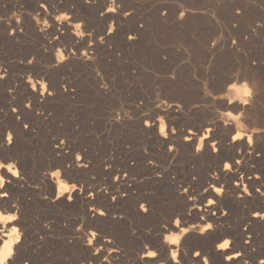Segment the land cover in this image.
<instances>
[{"label":"rangeland","instance_id":"1","mask_svg":"<svg viewBox=\"0 0 264 264\" xmlns=\"http://www.w3.org/2000/svg\"><path fill=\"white\" fill-rule=\"evenodd\" d=\"M2 1L0 0V16L7 18L16 7L24 13L20 27L14 23L15 20L11 25L6 19L0 20V26L3 25L0 27V69L8 73L6 79L0 81V138L4 140L3 134H6L8 128L15 132L14 137L19 133V142L15 146L12 144L14 147L10 149H0V158H6L8 162L18 161L23 177L20 188H9L11 205H20L21 219L18 221L22 224H17L24 231L23 242L19 243L20 252L17 254L15 251V256H22L23 264L25 260H30L32 264H81V261L85 260V264H89L90 258L91 264H101L96 261L93 263L95 259L92 256V249L84 246L78 237L79 234L75 233L76 224L83 218L85 228L88 226L95 228L102 236L111 237L110 247L118 250L119 257L112 254L108 261H104L105 264L130 262L137 264L135 258H139L145 244L154 241L158 228L156 225H165L173 210V203L168 201L174 199L169 195L170 190L164 187L156 192L157 208L155 205L148 218L135 216L127 205V208L121 205L124 208L121 209L119 206L118 212H112L107 220L109 223L107 221L96 223L85 217L88 206L83 199L82 201L75 199L70 204L63 197L65 203L59 200L52 202L56 184L46 182L48 180L46 170L63 168L65 164L73 162L76 152H80L82 156H86L88 165H91L89 173L78 168L76 170L68 168L64 169V175L72 182L83 186H93L100 190L108 186L109 193L113 190L109 189L111 186L108 183L114 181V175L121 169L125 159H137L146 155L148 161L149 159L156 161L162 169L174 176L188 175L190 167L202 172L203 165L189 161L187 148L175 147L174 156L169 158L164 151L154 150L156 144L148 138L131 132V124L141 118L145 119L144 112L156 117L162 111L154 108L159 94L160 98L183 104V110L177 111L176 108H172L166 113H160L167 115L168 121L171 119L178 129L200 126L203 120L208 121L222 111L217 106V101H214V98L220 95V87L225 85L226 91L223 92L225 95L233 83L241 87L245 79L251 82L249 84L252 86L254 83V96L257 95L258 99L259 96L263 98L262 101L258 100L257 105L264 106V0H118L121 5L119 13L108 14L110 18L107 15L103 17L100 15L107 5V0H93L92 3H87L86 0H49L51 11L55 12L57 8L68 11L72 9L73 23L82 20L84 31L91 33L90 36L75 41L70 38L74 36V32L67 22L63 25L53 22L52 28L46 32L38 31L39 27L28 12L35 14L34 8L31 7L45 0ZM28 3L31 4L28 6ZM237 9L240 10L239 13ZM164 10H167V15L161 14ZM129 11L131 15L125 16L124 13ZM181 11L185 12L183 19L179 15ZM113 19L117 28L114 33L108 35L106 30ZM13 24L17 25L16 32H21L19 33L21 37L7 41L11 36L9 35L11 28H15ZM32 26L36 27L35 31ZM21 27L23 31L19 30ZM130 33L134 34L136 39L129 40L127 37ZM55 36H59V40L54 39ZM100 36L104 37L103 42L100 41ZM233 40H236L235 44L232 43ZM90 41L94 43L90 45ZM213 41H216L215 47ZM57 46L63 47L66 54L72 49L76 51L66 62L53 67L51 66L55 64L53 53ZM85 49L89 56L93 57L92 60L82 56ZM32 57H35V60L29 64L28 60ZM164 57L167 59L164 60ZM254 60L256 64H253ZM29 72L36 80L41 78L46 80L49 89L52 88L54 92L58 89L64 91L62 86L65 84L68 85V91L55 95L53 99H39L38 104L31 108L36 115L16 113V116L21 115L20 127L17 128L14 119L10 117L13 113L11 108L13 105L19 106L21 103L19 94L26 92L27 87H31L26 83ZM173 73L176 74L175 80L171 79ZM254 78L255 80H252ZM226 79L231 80L225 83ZM21 81L23 83H20ZM104 83L109 85L108 89L102 86ZM10 87L15 89L13 93L16 96L15 100H12L8 93ZM121 104L137 119L125 118L123 120L127 124L122 126L115 122L109 123V117L117 115L113 109L119 108ZM24 122L29 123L28 130L22 127ZM24 131H27L26 135ZM59 139H66L67 146L63 147L61 154L58 155L52 151L56 149L55 144ZM48 146H51L49 150ZM145 146L148 148L147 154L144 152ZM106 164H111L112 167L106 169ZM138 168L134 177L141 176L139 187L151 190L152 186L147 182L148 175ZM105 171L110 175H106ZM11 195L12 199L16 200L12 201ZM46 195L48 199L44 198ZM6 207L9 211L8 204L1 208L6 211ZM117 215L120 218L115 217ZM1 224L4 226L1 229L5 231L12 227L9 223L7 227ZM245 225L247 224H242L240 229L245 231ZM246 232L245 239L248 233L252 234L251 249L255 247L256 251L250 249L252 255L245 253V257H249L252 264H257L258 258L264 256V228L254 227L249 231L247 225ZM148 234H151L150 237ZM41 236L44 238L41 239ZM186 247L187 254L181 256L182 264H194L192 254L196 250H199L202 256H207L210 264L212 261L213 264H221L224 260L219 258V261L217 256L206 254L201 250L204 249L202 246L196 245L191 248L190 244H187ZM232 248L235 249L234 246ZM106 249L107 247L103 256L108 255ZM245 257H242V262ZM122 260H125L124 263Z\"/></svg>","mask_w":264,"mask_h":264},{"label":"bare ground","instance_id":"2","mask_svg":"<svg viewBox=\"0 0 264 264\" xmlns=\"http://www.w3.org/2000/svg\"><path fill=\"white\" fill-rule=\"evenodd\" d=\"M5 1H7V0H5ZM16 1L23 2V0H16ZM2 2H4V0ZM42 2L43 3H47L49 5V9L50 10L52 9L49 0H45V1H42ZM24 3H25V1H24ZM6 4L10 5L9 3H6ZM21 4H23V3H21ZM30 4L28 3V6ZM40 4L41 3H36L31 8H34V12L40 11L41 12V16L43 17L45 15V13L43 12L42 9H40ZM6 6H5V8H6ZM8 8H9V6H8ZM84 8H85V6H84ZM71 11H72V9H71ZM108 16L110 18V15L107 14V17ZM111 19H112V16H111ZM13 22H14V20H13ZM14 23H16V22H14ZM24 24H26V23H24ZM20 25L18 27H20ZM1 26H3V25H1ZM13 26H15V28L17 27L16 24L15 25L13 24ZM34 26H35V24H34ZM32 29L35 31L36 30V27H33L32 26ZM19 30H21V29H19ZM19 33L21 34V32H18V33L16 32V35H14V36L11 35L9 37L11 40L8 39L7 41L16 40L17 38L21 37V35ZM29 33H32V32L29 31ZM34 34H36V33H34ZM22 35H23V33H22ZM70 38H71L72 41L73 40L75 41L76 39H81L79 37H76L75 35L72 36V37H70ZM248 79H250V78H248ZM230 80L231 79H228V81H227V79H226L225 83L230 82ZM252 80H255V78L252 79ZM20 83H23V81H21ZM249 83H251V82H249ZM57 84L59 85L60 83H57ZM251 86H252V84H251ZM253 86H254V83H253ZM37 87L39 89V91H37V92H33L31 90V87H27L26 88V92L19 94V98L21 100V103L18 106L20 108L19 114H22L23 115V114H27V113L28 114L29 113H32L33 115H36V113L34 114L31 109H27L23 105V102L27 101L29 98H32V101H33L32 108H33V106H35L36 104H38V100L39 99H41V98L43 100L53 99L54 97L58 96V94L64 92V91H61V89H58L57 92H54L52 90V88H51V89H49V91L50 92H53L54 95L48 96L47 93H44V95L41 96L40 95V92L42 91V89H40V85L39 84L37 85ZM57 88H59V86ZM225 88H226L225 85H223L219 89V94L220 95L219 96L217 95V97H221V98H218L217 99V98H214L213 97L214 98V101L215 102L217 101L216 104L218 103L217 106H219L222 111L220 113L215 114L214 116H212L213 118L211 117V119L208 120V121H204L203 120V123H200L201 124L200 126L193 127V129L196 130V132H195L194 135L192 133H188L187 132V129H185V130L178 129V133L176 135H173L170 132L169 133V139L168 140H165L163 137H161L159 135V133H158V127L157 126H153L151 128H146L144 126V124H143L144 118H141L140 120H137L136 123L131 124V132L136 133V134H139L141 137L148 138L152 143L156 144V146H154V148H153L154 150L157 149L156 151H158V150L159 151L160 150L161 151H164L166 153V156L169 157V158L172 157V156H174V152H169L167 150V146H168L169 143L174 144L177 148L178 147H181V149H182V147H184L185 149L187 148L188 149L187 154H188L189 161L191 163H196V164H199V165H203L204 166V170L202 172H200V170L198 172L197 171L198 169L195 170V167L194 168L190 167V169L188 170V175H182V176L181 175L180 176L179 175L178 176L175 175L174 176V175H171L170 172H168L167 170L165 171V169H162L159 164H158L159 166H156L157 165V162L156 161H155V164L150 165L148 163V158L146 157V155L145 156H142L141 158H137V159H133V158H131V159H125L122 162V164H121V165H123V166H121V169L120 170L119 169L118 170L116 169V170H117V173L119 175L123 171H127L129 173V175L127 177H124L123 175H121V179H120L119 182H116V181L114 182L113 181L111 183H108V184H110L109 186H111L109 189L113 190V192H111V193L107 192L106 193L103 190L102 191H97L96 192V199H95V201H93L92 198H90V197H87V196L85 197L84 194H80L79 192L73 194V196H74V199L73 200L77 199L78 201L79 200L82 201V199H83L84 201H86V204L88 206V209L86 208L87 210L85 211V217L87 219L93 220V222L103 223V222L109 220L110 214L112 212H114V213L118 212L119 206L123 205V206L126 207V205H127L128 206V209H130V211H133L134 214H135V216H138L139 215V216H141V218L142 217H147L148 218L152 214V210L155 209V205H156V208H157L158 201L156 202V198H155L156 192L157 191H161V188L163 189L164 187H166V190H167V188L170 190V193L171 194H169V195H172V197L174 198L173 199L174 202L172 201V199L171 200H168V201H171V203H173V205H174L172 212L168 216V219L165 216V218L167 219V221L165 222V224L168 225V230H177L176 227H175V225H174V223H173L174 222L173 219L174 218H177V217H179L181 219V225H180V227L190 226L193 223H206L207 220L212 221L213 224H214V228L212 230H209L208 232H206L204 234H200L199 231L196 230V229H194V230L190 231L189 233H187L185 235L184 239L181 242V256L183 254L185 255V253H186L185 248H186V250H188L187 247H186V245L187 244H190V247L191 248L193 246H196V245L202 246L204 248V249H201V250H204L203 252H206V254H208V255H210L212 257H216L217 256L218 257V260H219V258H222V260L224 258V260L221 262V264H240V263H242V261H241L242 257L239 258L236 261H232V262L226 261L225 260V257H226V255H228V252L227 253H224V252H221V251H217L216 244L219 241H221L225 236H231L232 239H233V246H234L235 249L231 248L229 251H239V250H242L244 253L251 254L250 249H251L252 243L251 244H245L244 243L247 232L241 230L240 229V226L242 224H244V223L247 224L248 225V228H249V231H252V229L254 227L264 228V220L259 219V218H254V217L251 216V212L252 211H257V210L264 211V197L260 196L259 194L255 193V191H254L255 186H257L260 183L264 182V135L258 134L256 137H254V139L256 140V146H255L256 147V150L259 151L261 153V155L259 157H256L255 156V153H253V155L251 157H248L247 155H244L242 152H239L237 150L238 148H240L242 146L245 148V150L247 149L246 140H244V141H237L235 144L229 143L230 136H231V132L234 131L235 122L233 121L232 123L229 124V126L227 128H225L223 126L221 117H222V113L225 112V111L232 110L234 113H238L241 110V108H244L245 109V115H244V117L242 119H243V121L246 124H248L249 128L252 127V126L264 127V106L262 105V106L259 107L257 105L259 103L258 100L260 101L261 98H262V97L260 98V96H259V99H258V96L257 95L254 96V98L252 100V103L250 105H248V106L242 105V103H241V101L239 99H236L234 102L229 103L230 96H235V95H237V93H236V90L235 89L229 88L228 89V92L227 93L225 92L226 94L223 95V92L226 91ZM258 94H260V93H258ZM261 94H262V92H261ZM67 95H70V94H67ZM65 96H66V93H65ZM9 99H10V96H9ZM206 100H207V98H206ZM157 112H158V110H157ZM160 113L161 112H159V114ZM15 114L16 113H11L10 114V117H12L14 119V122H15L16 127L19 128L20 127V120L18 121L16 119V117H15L16 115ZM153 118H155V117H153ZM6 120H7V118H6ZM31 120H32V118H31ZM170 120H169V128H171L173 126V124H174V123H172L173 121H170ZM211 120H216L217 121V124L212 125L210 123ZM154 121H155L156 125H158L159 122L156 121L155 119H154ZM197 122H198V120H197ZM118 124H119V126L120 125L122 126V125L127 124V123L124 122V120H123L122 122H120ZM206 126H212L213 127L212 136H213V138L219 140V143L217 144V147L220 148L221 151H219L218 153L217 152H213V151H208V150H203L200 153L194 152V147L198 143L199 136L202 134L203 129ZM15 130H17V129H15ZM25 132L27 133V131H24V134H25ZM18 134L16 133V136L14 137L15 138V140L13 142V145L14 146L16 145L17 142H19V135ZM185 134L191 136V140L190 141H185L184 140V135ZM3 135H5V134H3ZM30 135H32V134H30ZM3 141L4 140L1 137L0 138V149H10V148L14 147V146H8L7 147L6 145L4 146L3 145ZM21 143H24V142H21ZM209 143H211V140H205V144H209ZM50 147L48 146V150H49ZM62 150H63V147L59 151L62 152ZM57 151L58 150L55 149V150L52 151V153L53 152H57ZM21 152H22V150H21ZM21 152H19V153L21 154ZM17 154H18V152H17ZM22 154H23V152H22ZM15 156H17V155H15ZM19 157H20V155H19ZM23 157H24V155H23ZM84 157H85V160L81 161V163H87L86 156H84ZM24 159H25V157H24ZM66 159H67V156L65 157V160ZM237 159H242L243 160V163L240 164V165H237L236 163H233V161H236ZM131 160L132 161L135 160V163L134 164L132 162L130 163ZM225 161L232 162V164H233V171H230V172H226V171L221 172L220 171V169H221V167H222V165L224 164ZM26 162H27V160H26ZM60 163H61V161H60ZM252 164H255V167H251ZM23 165H24V163H23ZM23 165H21V167ZM90 166L91 165H88L87 168H79L76 165H73L71 167V169L76 170L78 168L79 170H82L83 172L84 171L88 172L89 171L88 169H89ZM138 167H140V170H141L142 173L148 175L149 178L147 179V182L149 184H151V186H152L151 187V190L146 189L147 187L146 188L139 187V185H140V182H139L140 180L139 179H140L141 176H138L137 178L134 177L135 176V171H136V169ZM236 169H239V171H236ZM65 170H68V168H66ZM257 171H259L261 173V180L260 181L255 180L254 173L257 172ZM65 172H67V171H65ZM77 172H78V170H77ZM86 172H85V174H86ZM157 172H163V175L158 176V175H156ZM213 172H218L219 173V180H217L215 177H213L211 175ZM239 172H244V174H245L244 175V181L248 183L249 188L253 191V196L251 198L245 196L244 199H238L237 196H236V193L242 191V188H243V183H241V185H240L239 188H236L234 186V181H236V180L239 179ZM104 173H107L106 175H110V173H108V171L107 172L105 171ZM142 173H141V175H142ZM4 175L7 176V177H9V179L11 181L10 183H7L6 184V191L7 192H9V188H12V187L13 188H15V187H19L20 188L21 182H22L21 179L12 176V174L9 173V172H4ZM193 175H195L197 177V179L195 181L192 180ZM249 175H252L253 176V179L251 181L248 180V176ZM24 179H25V177H24ZM47 179L48 180L45 179L46 182L47 181L54 182V180H53L54 178H52L50 176V174L47 176ZM25 182H26V180H25ZM48 183H46V184H48ZM212 183H216L218 186H219V184H223L224 185L225 192H224L223 196L216 195L211 188L209 189V192L208 193H205L203 195H199L200 193L203 192V188L204 187H207V186H209ZM25 185H26V183H25ZM144 186L145 185H143V187ZM83 187H84V189H87V191H96V190H98L97 187L95 188L93 186L86 185V186H83ZM184 187H188L189 188V193L188 194H184L183 193V188ZM10 192L12 194L13 190H11ZM18 193L20 194V192H18ZM120 193H126L127 195L126 196H121V195H119ZM14 194H16V193H14ZM85 194H87V192H85ZM111 195H117V200L116 201H112L111 199H109V196H111ZM189 195H198L199 196V199L197 201H195V202L190 201L188 199V196ZM209 196H211L212 198H214V199L217 200V203L215 205H212V206H207L206 205V201L209 198ZM15 198H16V196H15ZM11 199H12V195H11ZM24 199H25V197H24ZM13 200H16V199H12V201ZM50 200H49V203H50ZM59 201H61L62 203H65V198L63 199V197H62ZM78 201H77V204H79ZM11 203L12 202L10 201V195L7 198H3V199L0 198V208L3 207V205L5 206V205L8 204L9 211H16V208L14 207L15 204L14 205H11ZM14 203H15V201H14ZM68 203H70V202H68ZM141 203H143V204H145L147 206V208H148V212L147 213H145L142 209H140L138 207V205L141 204ZM193 203H198V204L202 205V207L201 208L193 209L191 207ZM74 205H75V203H74ZM74 205H73V207H74ZM92 205H95V209L94 210L101 209L102 208L105 211V213H107V215L105 217H101L99 215V211H96L97 214L95 216L90 215L89 208ZM123 206H121V209L124 208ZM83 207H84V205H83ZM169 208H170V206H169ZM5 209L7 211V207ZM225 209L227 210V213H228L227 216L223 215V212H224ZM213 212H215L216 215H212ZM236 214L237 215L240 214L239 217ZM201 216H206L207 217V220H203L202 221L200 219ZM233 216H235L234 217L235 219L234 218L233 219L231 218ZM115 217L120 218V216H118V215L115 216ZM165 218H164V220H165ZM23 219H24V217H23ZM25 222H26V220H25ZM17 223H19V221L18 222L17 221H11V222H9V224L11 226H13V224H17ZM146 223H147V221H146ZM23 224H24V222H23ZM230 224H233V225H230ZM157 225H156V227H158L156 229L157 234L155 235L154 238L152 237L154 241H152V243L149 244V245H151L152 248H154V249H156L158 251L159 256L156 259H146L144 261H141L139 258L138 259L135 258L137 264H158L159 261L167 260L168 254H169V246L167 244H165L164 241H163V231H164L163 226H157ZM24 226H25V224H24ZM1 228H4V226L0 223V246H2L3 243H4V241L8 239V236L4 235V232H6V231L3 230V229H1ZM42 228H43V226H42ZM27 233H29V232H27ZM150 235H149V237H150ZM252 238H253V236H252ZM110 246L111 245L105 244V247H107V248L110 247ZM14 248H15V251H17V254H18L20 252V248H21L20 247V244L14 245ZM142 250H144V249H142ZM117 253H118V250L117 251H114L112 254H113V256H118ZM103 254L104 253H102L101 256H99V257H94L95 260L93 261V263L95 261L101 263L103 261V260H101ZM189 258H190V256H189ZM210 259L213 260V258H210ZM118 261H119V259H118ZM123 261H125V260H122V262ZM193 261H195V263L198 262L199 264H201V261H200V259L198 257H194L193 258ZM111 263H113V262H111ZM9 264H23V258H22V256H14V258H12L9 261ZM31 264H32V262H31ZM103 264H105L104 261H103ZM130 264H131V262H130ZM169 264H171L170 261H169ZM211 264H213V261H212Z\"/></svg>","mask_w":264,"mask_h":264},{"label":"clouds","instance_id":"3","mask_svg":"<svg viewBox=\"0 0 264 264\" xmlns=\"http://www.w3.org/2000/svg\"><path fill=\"white\" fill-rule=\"evenodd\" d=\"M87 3H92L93 0H86ZM121 5L118 3V0H107V5L106 7L100 12L101 17L111 13V14H116L119 13ZM40 9L43 10L45 15L43 18H41V12L36 11L35 14L32 12H28V15L32 16V19L35 21L36 25L39 27V31L44 33L48 29L52 28L53 22H59L60 25H63L65 22L68 23V26L72 28L74 35L79 38H84L85 36H90L91 33H86L84 31V22L82 20L77 21L73 23V13H71L68 10H61L57 8L55 12L51 11L49 9V5L47 3H41L40 4ZM239 9H237V12L239 13ZM23 12L19 9L14 8L8 15L7 18L0 16V20H5L6 22L11 25L12 21L15 20L17 25H20L23 20ZM125 16L131 15V12H125ZM162 15H167V10H164ZM185 15V12L181 11L180 13V18L182 19ZM51 18V20H50ZM142 26V25H141ZM117 25L116 21L113 19L109 22L108 24V29L107 33L108 35H111L116 31ZM21 31L23 29L21 28ZM16 33V28H11L9 35H13ZM54 39L59 40V36H55ZM100 41L103 42L104 37L100 36L99 37ZM129 40H134L136 39V36L134 34H129L128 35ZM90 45L94 43L93 41L89 42ZM235 43V40H233V44ZM55 57V64L51 65L53 67L58 66L60 64H63L66 62L71 55H75V49H72L68 54H66L65 49L63 47L57 46L55 48V51L53 53ZM82 56L87 58V60H92L93 57L89 56V53L87 49H85L82 52ZM35 60V57H32L31 59L28 60V63L31 64ZM23 63V61H21ZM253 64H256V61H253ZM8 73L6 70L0 69V80L5 79L7 77ZM26 83L30 84L31 90L33 92L39 91L37 85H40V89L42 91L40 92V95L43 96L44 93H51V95H54L53 92L49 91L48 83L46 80L43 78L36 80L34 76L29 72L26 76ZM105 89H108L109 85L107 83H104L102 85ZM68 85H65V89H67ZM231 88L236 90L237 95L235 96H230L229 103L234 102L236 99H239L244 106H248L252 103V100L255 95V90L254 87L251 86L248 82L247 79L244 80L243 85L241 87H237L235 83H233ZM15 92V89L10 87L8 89V93L12 96V100L16 99V96L13 94ZM215 98H221V97H215ZM154 108L155 109H160L162 110V113H166L169 109L176 108L177 111L183 110V104H181L178 101H173L170 102L167 98H160L159 94L157 95ZM143 103V100H141V104ZM32 98H29L25 103L24 107L27 109L32 108ZM11 111L13 113H19L20 108L18 106L13 105L11 108ZM113 112H116L117 115L115 116H110L109 117V123H120L123 121V119H128V120H134L137 119L136 116L133 115V113L125 109L123 104L119 108L113 109ZM122 113V115L120 114ZM143 115H149V113L144 112ZM245 115V109L241 108V110L238 113H234L232 110H228L222 113V123L225 128L229 126L230 123L233 121L235 122V127L234 131L231 132V141L229 143L235 144L237 141H244L246 138V143H247V149L242 146L238 148L237 150L239 152H242L244 155H247L248 157H251L253 153H255L256 157H259L261 153L256 150V140L254 137H256L259 133L264 132V127H258V126H252L249 128L248 124H246L243 121V117ZM47 119V117H45ZM16 119L19 121L21 120V115H17ZM156 121H158V133L161 137H163L165 140L169 139V121L166 118L165 114H158L156 116ZM210 123L212 125L217 124L216 120H211ZM144 126H156L155 121L151 120H145L144 121ZM77 127H79L77 125ZM25 129L29 128V124L25 122ZM188 133H192L193 135L195 134L196 130L193 128H188L187 129ZM171 133L173 135H176L178 133V128L173 124L171 127ZM213 133V127L212 126H206L203 129L202 134L199 136L198 143L196 144V153H200L205 149V140H211L212 144V151L217 152L219 151V148L217 147V144L219 143L218 139L213 138L212 136ZM13 138H14V133L11 128H8L6 131V134L4 136V141H7L6 146H11L13 144ZM184 140L185 141H190L191 136L189 135H184ZM3 141V145L5 146V143ZM65 141L61 139V145H63ZM176 146L172 143L168 144V151L171 152V149L175 148ZM144 152L147 154L148 153V148L147 146L144 147ZM59 155V154H58ZM175 159V157H173ZM76 161L77 164L76 166L79 168H87L88 163H81L83 161V156L80 154V152H76ZM134 162V161H133ZM148 163L150 165L155 164V161L152 159H149ZM243 163L242 159H237L236 164L240 165ZM69 165H71V162H69ZM156 166H159L158 164ZM111 164H106L105 168H111ZM251 167H255V164H252ZM0 168H7L8 172L12 174V176L23 179L21 175V170L19 168L18 161H10L7 164L0 163ZM166 171V170H165ZM224 171L230 172L233 171V165L232 162L230 161H225L224 162ZM236 171H239V169H236ZM46 175H49L54 178V182L56 184V191L55 195L52 196V202L60 200L62 197H67V201L71 202L74 199L73 194L79 192L80 194H85L84 187L81 184H78L76 182H72L69 178H66L64 175V170L60 167L54 168V169H49L46 170ZM156 175L160 176L163 175V172H157ZM213 177H215L217 180H219V173L218 172H213L211 174ZM244 172H239V179L234 181V186L236 188H239L241 183H243V188L242 191L236 193V196L238 199H244L245 196L247 197H252L253 196V191L249 188V185L247 182L244 181ZM127 171H125V177H127ZM255 180L260 181L261 180V173L259 171L254 173ZM119 178V174H116V177L114 178L115 180ZM197 177L193 175L192 180L195 181ZM253 179L252 175L248 176V180L251 181ZM9 177L5 176L2 171H0V189L4 188L5 184L10 183ZM107 188L108 186H105L103 191L107 193ZM212 189L214 193L218 196H223L225 192V187L223 184H219V186L216 183H212L207 187L203 188V192L200 193L199 195H203L205 193L209 192V189ZM255 193L259 194L260 196L264 197V182L260 183L259 185L255 186ZM183 193L187 194L189 193V188L184 187L183 188ZM126 194V193H125ZM9 192L7 191H0V198L9 196ZM96 195V193H93L89 191L87 193V197L93 198ZM45 199H48V195L44 197ZM117 197L116 195H112V201H116ZM188 199L190 201H197L199 199L198 195H189ZM217 203V200L209 196V198L206 201L207 206H212ZM16 208V211H5L3 208H0V223H3L5 227H7L8 223L11 221H17L20 219V212H19V205L16 204L14 205ZM193 209L196 208H201L202 205L198 203H193L191 206ZM95 209V205H92L89 210ZM141 209L143 211H147L148 208L145 204L142 203ZM96 211H99L103 214L105 211L101 209H96ZM212 215H216L215 212L212 213ZM223 215L227 216V210L225 209L223 212ZM251 216L256 218L259 217L260 219L264 220V211H252ZM202 221L207 220L206 216H201L200 218ZM176 229L178 226V230H168V225L165 224L163 225V241L165 244L169 246V254L167 260L164 261H159L158 264H169V261L171 264H182L181 262V242L184 239L185 235L189 233L190 231L196 229L199 231L200 234H204L208 232L209 230L214 228V224L212 221L207 220L206 223H193L190 226L186 227H180L181 225V219L179 217L176 218V220L173 222ZM46 227L48 226L47 223L45 225ZM245 231H247V225H245ZM75 233L79 234V239L82 241V243L86 246L92 249V256L93 257H99L101 254L105 251V244L111 245L112 244V238L109 236H102L100 233L95 228H85V221L83 218H81V222L79 224H76L75 226ZM4 235L8 236V239L4 241L3 245L0 246V264H9V261L14 258L15 256V248L14 245H17L22 242L24 238V231L22 230L21 226L19 224H13V226L8 229L6 232H4ZM44 237L41 236V239ZM245 244H251L252 243V234L248 233L247 239L244 241ZM233 246V239L231 236H225L221 241H219L216 244V249L217 251H226L228 252V255L225 257V260L228 262H231L233 259L245 257V253L242 250L239 251H229ZM108 255L103 256V261H108L109 256L112 255L114 251H117L116 249L112 247H108L106 249ZM251 251H256V248L253 247ZM187 254V253H185ZM193 257H200L202 254L199 250H196L193 252ZM159 256V253L156 249L152 248L151 245L145 244L144 250L140 251L139 253V259L141 261H144L146 259H156ZM204 264H210L209 258L207 256H203ZM103 261L101 264H103ZM89 264H91V259H88ZM24 264H31L30 260H25ZM81 264H85V260L81 261ZM242 264H252V261L249 260L248 258H244ZM257 264H264V256H261L258 258Z\"/></svg>","mask_w":264,"mask_h":264},{"label":"snow or ice","instance_id":"4","mask_svg":"<svg viewBox=\"0 0 264 264\" xmlns=\"http://www.w3.org/2000/svg\"><path fill=\"white\" fill-rule=\"evenodd\" d=\"M163 13V12H162ZM161 13V14H162ZM180 15V14H179ZM183 19V18H182ZM107 31V30H106ZM253 31H255V29L253 30ZM15 34H13V36H14ZM128 38V37H127ZM213 43V46L215 47L216 46V41H213L212 42ZM232 43H233V41H232ZM235 43H236V40H235ZM234 43V44H235ZM76 51V50H75ZM164 60H166L167 59V57H164L163 58ZM6 79V78H5ZM171 79L172 80H175L176 79V74L175 73H173L172 75H171ZM2 80H4V79H2ZM2 80H0V81H2ZM66 85V84H65ZM65 85H63L62 87H63V89H64V91L65 92H67L68 91V87H67V89H65ZM48 87H50L49 85H48ZM72 91L74 92L75 91V89L73 88L72 89ZM209 94H211V92H209ZM47 95L48 96H52L51 95V93H47ZM154 119H156V117L155 118H153V117H151V116H149V115H145V119H144V121L145 120H151V121H154ZM144 121H143V124H144ZM29 124V123H28ZM157 127H158V125H156ZM22 127L24 128L25 127V122L24 123H22ZM29 127H30V125H29ZM152 126H148V127H146V128H151ZM168 131H169V133L171 132V128H169L168 129ZM260 135H264V132H261V133H259ZM185 135H187V134H185ZM231 139H232V137L230 136V140H229V142L231 141ZM64 141H65V143L63 144V145H61V139H59L58 140V142L55 144V148L58 150L57 151V154H61V152L59 151L60 149H62V147H66L67 146V140L66 139H63ZM245 140H246V138H245ZM13 142H14V138H13ZM4 143H5V145L7 144V141L5 140L4 141ZM167 150H168V146H167ZM175 150V148H173V149H171V152H173ZM204 150H208V151H212V144L211 143H209V144H205V149ZM219 151H221V149L219 148ZM218 151V152H219ZM194 152H196V146L194 147ZM83 160H85V157L83 156ZM0 163H3V164H7L8 163V161L7 160H5V159H3V158H0ZM133 164L135 163V162H132ZM233 163H236V161H233ZM77 164V161H76V153L74 154V157H73V162H71V165H69V163H67V164H65L64 166H63V168L62 167H60V168H62L63 170L64 169H66V168H71L73 165H76ZM233 165V164H232ZM0 171H2L3 173L4 172H8V170H7V168H0ZM220 171L221 172H223L224 171V164L222 165V167H221V169H220ZM121 175H123L124 177H125V171H123L120 175H119V178H117L115 181L116 182H119L120 181V179H121ZM127 175H129V173L127 172ZM66 177V176H65ZM116 177V175H114V178ZM67 178V177H66ZM219 182V181H218ZM0 191H6V184H5V186H4V188H2V189H0ZM84 191L85 192H89V191H87V189H84ZM97 191H102V190H100V189H98V190H96V191H91V192H93V193H96ZM254 191H255V189H254ZM188 194V193H187ZM119 195H121V196H126L127 194H125V193H120ZM8 196H6V197H3V198H7ZM116 197H117V195H116ZM2 198V199H3ZM65 198L67 199V197L65 196ZM249 198H251V197H249ZM95 199H96V195L92 198V200L93 201H95ZM109 199H111L112 200V195L111 196H109ZM117 200V199H116ZM141 205H142V203L141 204H139L138 205V207L141 209ZM145 213H147L148 212V210L147 211H144ZM89 213H90V215H92V216H95L97 213H96V210H89ZM99 215L101 216V217H105L106 215L105 214H103V213H101V212H99ZM256 218H259V217H256ZM260 219V218H259ZM176 220V218H174V221ZM18 221V220H17ZM171 223V222H170ZM177 230H178V226H177ZM212 230V229H211ZM221 252H224V253H227L226 251H221ZM227 256V255H226ZM199 259H200V261H201V264H204V260H203V256L201 255L200 257H198ZM239 258H237V259H233L232 261H236V260H238ZM231 261V262H232Z\"/></svg>","mask_w":264,"mask_h":264}]
</instances>
